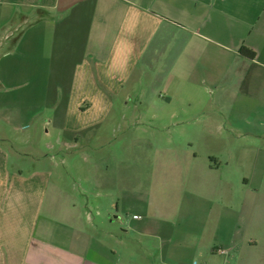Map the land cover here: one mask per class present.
Here are the masks:
<instances>
[{
    "label": "crops",
    "instance_id": "1",
    "mask_svg": "<svg viewBox=\"0 0 264 264\" xmlns=\"http://www.w3.org/2000/svg\"><path fill=\"white\" fill-rule=\"evenodd\" d=\"M251 69L264 75V0H0V264H264V107L237 184L240 128L210 124L226 154L171 169L170 124L137 112L170 93H241L229 82ZM128 110L130 169L119 154L110 170L96 131ZM81 143L83 168L60 171Z\"/></svg>",
    "mask_w": 264,
    "mask_h": 264
},
{
    "label": "rangeland",
    "instance_id": "2",
    "mask_svg": "<svg viewBox=\"0 0 264 264\" xmlns=\"http://www.w3.org/2000/svg\"><path fill=\"white\" fill-rule=\"evenodd\" d=\"M229 84L236 85L235 89L238 88L241 93H170L175 97L171 103L160 105L146 103L137 111L142 112L140 116H144L148 122H154L156 126L161 122L170 124V138L175 145H171L170 149L164 148L163 152L171 156V169L175 168L173 163V160L175 161L174 157H181L185 153L192 154L193 156L198 154L197 156L200 158L209 154H226L227 147L225 145L227 144H222L220 135L216 134V130L214 128L211 129L209 125L233 123L234 128H240V130L236 129L233 132V137L229 138L228 154H232L233 160L230 170L233 176L231 178L237 184L240 176L244 173L243 163L241 162L245 144L244 137H246L244 129L250 130L251 139L258 138L256 135L262 132L260 123L262 121L261 109L264 107V75L255 69H251L245 80L240 83L233 81V83L229 82ZM164 96H166V93L162 94L163 98ZM162 97L161 100H164L165 98L163 99ZM132 100L135 103L138 101V98H133ZM133 113L131 110L123 112V115H119L118 111L116 113L113 112L110 118L114 119H112L113 123L110 125H116L115 123H117L121 124V127L115 129L113 126L107 125V127H102L96 131L107 143L104 147H97L101 149V152H97L98 149L95 148V150L91 151V154L98 153L104 155L106 157L105 165L110 170H114L117 164L112 159V156L119 154L124 155L121 168L130 169V166L127 167V165L131 164L129 155L132 154V151L134 152L132 139L135 138L133 134L136 132L130 126L134 120ZM172 115H175L177 119H173ZM58 116L60 115L58 114ZM121 116H124V118L121 119ZM153 118H156V120H152ZM175 120L184 121L185 124L173 126L172 123L177 122ZM247 122L250 124H247ZM215 135L217 137H214ZM140 136H142L141 139L152 140L160 138L161 134L160 132H156L152 135L143 134ZM45 142L44 140L41 147L42 150L48 154H54V151L45 149ZM159 150H162V148L157 146L152 147L146 143L140 146V152H147L149 155L153 154V156L159 153ZM84 152L85 147L81 143L75 152L66 153L65 157H63L65 161L62 162L60 159V171L75 173L77 169H82L83 161L79 155H82ZM138 168H142L141 163L138 165ZM76 180L79 182V179L76 178ZM114 216H116L115 212L113 213Z\"/></svg>",
    "mask_w": 264,
    "mask_h": 264
},
{
    "label": "trees",
    "instance_id": "3",
    "mask_svg": "<svg viewBox=\"0 0 264 264\" xmlns=\"http://www.w3.org/2000/svg\"><path fill=\"white\" fill-rule=\"evenodd\" d=\"M241 53L245 56V57H248L250 59H254L255 58V53L253 51H251L250 49L248 48H243Z\"/></svg>",
    "mask_w": 264,
    "mask_h": 264
}]
</instances>
